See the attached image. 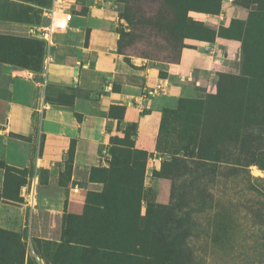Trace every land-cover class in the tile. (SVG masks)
I'll return each instance as SVG.
<instances>
[{
    "label": "rangeland",
    "instance_id": "obj_1",
    "mask_svg": "<svg viewBox=\"0 0 264 264\" xmlns=\"http://www.w3.org/2000/svg\"><path fill=\"white\" fill-rule=\"evenodd\" d=\"M73 2L74 13L85 17L72 20L56 39L76 36L88 21L103 22L94 32L86 27L87 38L105 40L123 60L121 74L143 85L145 95L154 88L145 82L146 65L174 62L186 39L213 36V28L186 9L215 8L216 0ZM232 2L244 14L219 31L223 42L237 47L220 45L226 64L218 80L243 72L241 43L247 40L256 62L251 87L223 83V97L213 102L217 80L202 98H182L148 120H117L109 125L104 167L74 169L71 150L63 161L41 166L38 129L34 136L0 130V264H264V150L256 161L249 156L264 143V0ZM51 4L0 0V64L43 76L52 47L38 29ZM225 4L220 0L221 9ZM0 84H7L1 75ZM228 114L244 120L246 150L224 144ZM34 119L36 125V113ZM209 120L216 122L220 161L204 163L195 140H207ZM6 155L24 161L16 167ZM181 214L184 223H175ZM116 237L128 251L123 256L100 241Z\"/></svg>",
    "mask_w": 264,
    "mask_h": 264
},
{
    "label": "crops",
    "instance_id": "obj_2",
    "mask_svg": "<svg viewBox=\"0 0 264 264\" xmlns=\"http://www.w3.org/2000/svg\"><path fill=\"white\" fill-rule=\"evenodd\" d=\"M224 1L225 7L219 14L198 11L189 14L216 27L228 25L231 17L243 18V9L232 0ZM230 7H233L231 11ZM84 17L76 14L73 21ZM86 27L94 32L95 27H103V22L88 21L81 33L68 39H56L55 34L41 78L8 63L0 64V75L7 81L6 86L0 84V130L34 136L38 129L41 134L38 159L44 167L63 161L71 143L74 169L106 166L109 125L117 120L126 123L132 111L141 112L139 120H148L152 112L176 108L181 98H202L218 80L219 73H224L226 61L220 45L237 47L236 43H225L220 37L214 41L186 39L188 45L181 49L177 63L146 65L145 82L154 88L145 95L143 85L121 74V56L94 34L87 38ZM159 71L166 72V77L159 79ZM154 79L156 82L150 83ZM115 84L117 89L113 88ZM69 88L89 92V97L76 95L71 108L51 103L61 94H70ZM111 106L124 107V111L109 114ZM35 113L39 120L36 125ZM16 157L6 155V160L18 167L24 160Z\"/></svg>",
    "mask_w": 264,
    "mask_h": 264
},
{
    "label": "trees",
    "instance_id": "obj_3",
    "mask_svg": "<svg viewBox=\"0 0 264 264\" xmlns=\"http://www.w3.org/2000/svg\"><path fill=\"white\" fill-rule=\"evenodd\" d=\"M216 5L215 8H211L209 6H203V7H197V6H192V7H188L186 9V11H198V12H204V13H208V14H218L221 10V5H220V0H216ZM247 7V5H246ZM239 19H243V18H239ZM231 21V20H230ZM207 25H209L210 27L213 28V36L212 38H207L206 36H200V37H193L192 39H197V40H204V41H214L216 37H221L222 35L219 33L220 29L222 27H228V25L226 26H218L216 27L214 24H211L209 22H205ZM230 23V22H229ZM224 37V36H222ZM228 37V36H227ZM187 45H181L180 49L178 51L177 54V59L174 62H169V63H177L179 60V55H180V51L183 47H185ZM254 46V44H253ZM252 46L249 44V42L247 40H243L241 43V50H242V54L244 55V64H243V72L238 75V76H233V75H228V74H222L221 75V79L219 77L218 80V86H217V92L212 96L213 97V102L215 100H219V97H223V91H222V87H223V83H232L231 86H235V84H237L239 86V84H243L245 86V88H249L252 86L253 81L256 79V74L254 72V66L256 64L255 59L253 54H249L250 50H251ZM252 51V50H251ZM249 63V64H248ZM223 78V79H222ZM71 90V93L69 94L70 96H68V100H67V95L68 94H61L59 95L57 98L52 99L51 103H55V104H62V105H66L67 107L71 108L72 105V100L73 98L78 95L75 92H72L74 89L76 91H80L82 93H86L87 95L83 96V97H89V92L77 89V88H69ZM235 89V88H233ZM231 90V89H230ZM236 94H231L229 93V98L230 97H235ZM182 99V98H181ZM180 102V99H179ZM218 103V102H217ZM226 104V103H225ZM179 105V104H178ZM113 109H119L122 112L124 111V107H120V106H111L109 109V114H112ZM132 117L136 116L138 117L139 114H141V112H131ZM209 124L211 123V125L213 126V128H209V124H207L208 127V134H207V140L206 137L205 138H201V137H197V139L195 140V143L197 144V150L199 152V156H197V158L199 160L205 161L204 163H210V162H215V161H220V150L217 151V142L215 141L216 138L213 136V133L215 131H213L216 126H215V120H209L208 121ZM244 120H237V116H233L228 114L226 120H222V134L223 135V141L224 144L226 145H238V146H243V148H245V150L247 149V146L244 145V143L246 142L245 137L242 136V132L240 129V126L243 127ZM215 126V127H214ZM224 145V146H225ZM226 147V146H225ZM71 150V158H72V162H73V154H74V146L73 143H71L69 149L67 152H69ZM264 150V143L262 145V147L259 148H255L254 150L249 152V156H250V160L256 161L257 156L259 155V157H262L263 154H261V151ZM249 160V161H250ZM248 161V162H249ZM108 170V169H107ZM182 222L184 223V218L183 215H179L177 216L176 222L177 224H182ZM108 240V241H107ZM104 240L103 238H101V243L103 244H107L108 247L111 249H113L115 251V253H119L120 255H125L128 251L123 249L122 246H120L119 243V239L116 237L115 239H113V242H116L115 244H113V242H110L109 239Z\"/></svg>",
    "mask_w": 264,
    "mask_h": 264
},
{
    "label": "built area",
    "instance_id": "obj_4",
    "mask_svg": "<svg viewBox=\"0 0 264 264\" xmlns=\"http://www.w3.org/2000/svg\"><path fill=\"white\" fill-rule=\"evenodd\" d=\"M52 4L48 8H44L42 16L45 21L38 29L39 37L47 45L48 50L54 44V36L62 29L66 30L70 27L73 20L75 7L72 6L74 0H51Z\"/></svg>",
    "mask_w": 264,
    "mask_h": 264
},
{
    "label": "bare ground",
    "instance_id": "obj_5",
    "mask_svg": "<svg viewBox=\"0 0 264 264\" xmlns=\"http://www.w3.org/2000/svg\"><path fill=\"white\" fill-rule=\"evenodd\" d=\"M61 31H65L64 29H62Z\"/></svg>",
    "mask_w": 264,
    "mask_h": 264
}]
</instances>
